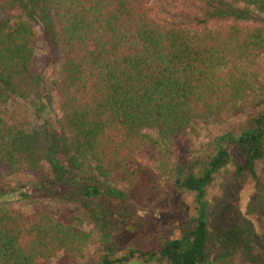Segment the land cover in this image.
<instances>
[{
    "label": "trees",
    "instance_id": "trees-1",
    "mask_svg": "<svg viewBox=\"0 0 264 264\" xmlns=\"http://www.w3.org/2000/svg\"><path fill=\"white\" fill-rule=\"evenodd\" d=\"M160 7L0 0V105L30 99L49 144L0 115V264L81 256V221L69 209L31 202L25 214L12 203L59 198L99 219L119 194L89 175V162L99 175L129 174L137 191L152 177L148 161L159 141L185 137L193 122L207 128L240 113L242 127L180 157L172 188L194 196L178 236L97 262L208 264L204 194L212 174L230 165L234 176L255 181L264 166V18L252 13H264V0H164V15ZM13 174L24 178L5 180Z\"/></svg>",
    "mask_w": 264,
    "mask_h": 264
},
{
    "label": "rangeland",
    "instance_id": "rangeland-1",
    "mask_svg": "<svg viewBox=\"0 0 264 264\" xmlns=\"http://www.w3.org/2000/svg\"><path fill=\"white\" fill-rule=\"evenodd\" d=\"M161 5L164 15V0H153ZM257 19L264 13L253 8ZM36 54L44 49L37 43ZM264 65V59L260 60ZM51 73L55 69L49 68ZM264 95V89L262 91ZM30 99H16L0 105L1 117L13 127H23L32 133L44 147L48 136L42 121L31 108ZM50 108L57 114L56 102L50 101ZM244 115L235 114L220 125L207 128L193 122L185 132V137L175 141H159L155 158L148 161L152 177L146 187L134 190V179L127 173L99 175L89 162L88 173L100 185L117 191L118 196L105 204L106 212L101 218L92 219L77 204L63 202L59 198L38 197L31 201L12 203L25 214L31 211V202H42L50 209L65 206L80 221L82 232L81 256L72 260L60 261V253L37 261L36 264H97L104 256L118 257L129 247L142 243L152 245L157 239L176 237L184 215L193 213L192 192H176L173 180L180 167V157L186 150L200 148L220 131H235L242 127ZM188 133V134H187ZM155 139V132H149ZM257 166V179L248 175L234 176L232 167L226 165L212 174L205 189L208 264H264V170ZM42 169H45L42 163ZM24 178L23 174H13L5 180L15 181ZM128 264H140L129 262Z\"/></svg>",
    "mask_w": 264,
    "mask_h": 264
}]
</instances>
